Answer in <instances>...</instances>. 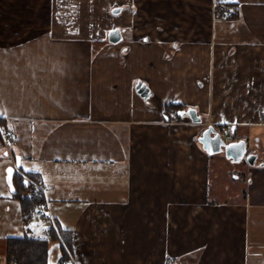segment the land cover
<instances>
[{
  "label": "crops",
  "instance_id": "0c3cea01",
  "mask_svg": "<svg viewBox=\"0 0 264 264\" xmlns=\"http://www.w3.org/2000/svg\"><path fill=\"white\" fill-rule=\"evenodd\" d=\"M209 124L257 152L230 197ZM0 127L48 185V264H264V0H0Z\"/></svg>",
  "mask_w": 264,
  "mask_h": 264
},
{
  "label": "rangeland",
  "instance_id": "374dc122",
  "mask_svg": "<svg viewBox=\"0 0 264 264\" xmlns=\"http://www.w3.org/2000/svg\"><path fill=\"white\" fill-rule=\"evenodd\" d=\"M143 100H146L147 97H141ZM204 115V114H203ZM238 135V131L233 132L231 129L228 133H223V138L226 141L230 140V137L233 135ZM231 135V136H230ZM7 147L0 138V256L3 258L5 253L6 240L10 236H23L27 235H38L42 234V228L47 225L49 220H43L38 218L36 215H33L26 223L22 219L20 200L14 196L11 185L8 181V168L12 165L15 166L16 161L13 159L12 150H16L14 145H11L9 149L10 153H5ZM225 154L224 151L219 154ZM17 156V154H15ZM246 159L235 162L230 159L225 161L224 175L222 178V190L223 194H220V197H230L233 190L238 186H241L239 181L235 180L234 176L240 174L241 177H248L249 171L247 169L243 170V166L246 164ZM245 186V183L243 184ZM226 190V191H224ZM136 212V211H135ZM150 212V211H149ZM89 211L86 212L84 220L88 219ZM123 211L119 213L118 216H121ZM141 214V213H137ZM153 218H158L154 215V212H151ZM75 217V216H74ZM93 220H99L104 218L95 214L91 217ZM28 229H32L29 231ZM59 242H51L49 244V263L55 264L58 261V247Z\"/></svg>",
  "mask_w": 264,
  "mask_h": 264
},
{
  "label": "trees",
  "instance_id": "16d2710c",
  "mask_svg": "<svg viewBox=\"0 0 264 264\" xmlns=\"http://www.w3.org/2000/svg\"><path fill=\"white\" fill-rule=\"evenodd\" d=\"M232 11V10H231ZM176 108L181 111L184 107L180 104H167L170 111ZM13 194L20 200L22 219L26 223L33 215L36 202L40 196L30 197L27 193V181L22 175L14 171ZM63 250L62 258H66ZM63 260L59 264H63ZM48 243L46 239L35 238L24 234L23 236H10L6 240L5 253L2 264H48Z\"/></svg>",
  "mask_w": 264,
  "mask_h": 264
},
{
  "label": "water",
  "instance_id": "95a60500",
  "mask_svg": "<svg viewBox=\"0 0 264 264\" xmlns=\"http://www.w3.org/2000/svg\"><path fill=\"white\" fill-rule=\"evenodd\" d=\"M115 9L117 10L119 8ZM121 37V30L119 28H114L108 33V38L111 42H118ZM136 89L142 97H147L150 93L146 83L142 82L141 80L136 83ZM179 113H186L193 122L201 121V117L197 114V111L194 108H188L186 110L180 111ZM198 139L201 142L203 148H205L209 154H215L224 151L225 155L232 161L238 162L245 158L249 165L255 164L257 154L248 152L247 140L245 138L226 141L222 136V132L212 124H209L203 129ZM230 145H235L236 147H229ZM19 166V157H17L15 166L8 168V181L11 185V188H13L14 171L16 168H19Z\"/></svg>",
  "mask_w": 264,
  "mask_h": 264
},
{
  "label": "built area",
  "instance_id": "2783aa9c",
  "mask_svg": "<svg viewBox=\"0 0 264 264\" xmlns=\"http://www.w3.org/2000/svg\"><path fill=\"white\" fill-rule=\"evenodd\" d=\"M224 10L226 14H229L231 9L229 4L224 5ZM177 110L172 109L168 113V116L163 118L166 121H173L176 119ZM0 136L7 147L8 153H10L9 147L15 143V136L14 133L5 127H0ZM25 180L27 181V193L30 197H37L40 196L36 202L34 214L40 219H51V215L48 211V199H47V187L48 185L36 178L28 177L23 175ZM63 264H77L76 261L72 257H67L63 260ZM165 264H179L178 258L173 255H168L165 258Z\"/></svg>",
  "mask_w": 264,
  "mask_h": 264
},
{
  "label": "flooded vegetation",
  "instance_id": "af4514ba",
  "mask_svg": "<svg viewBox=\"0 0 264 264\" xmlns=\"http://www.w3.org/2000/svg\"><path fill=\"white\" fill-rule=\"evenodd\" d=\"M248 152L257 153L255 149H251V148H248ZM13 159H14V158H13ZM0 264H2V263L0 262Z\"/></svg>",
  "mask_w": 264,
  "mask_h": 264
},
{
  "label": "snow or ice",
  "instance_id": "6c2138e0",
  "mask_svg": "<svg viewBox=\"0 0 264 264\" xmlns=\"http://www.w3.org/2000/svg\"><path fill=\"white\" fill-rule=\"evenodd\" d=\"M229 147H236L235 145H230Z\"/></svg>",
  "mask_w": 264,
  "mask_h": 264
}]
</instances>
